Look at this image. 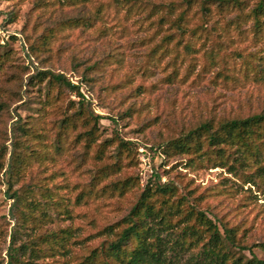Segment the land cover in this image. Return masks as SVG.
Instances as JSON below:
<instances>
[{"label":"rangeland","instance_id":"374dc122","mask_svg":"<svg viewBox=\"0 0 264 264\" xmlns=\"http://www.w3.org/2000/svg\"><path fill=\"white\" fill-rule=\"evenodd\" d=\"M258 1L0 0V264L12 235L24 245L17 264H102L156 185L172 193H152L155 208L179 206L170 238L202 210L234 230V255L264 259V131L245 149L209 145L200 127L264 113ZM187 135L188 147H174Z\"/></svg>","mask_w":264,"mask_h":264},{"label":"trees","instance_id":"16d2710c","mask_svg":"<svg viewBox=\"0 0 264 264\" xmlns=\"http://www.w3.org/2000/svg\"><path fill=\"white\" fill-rule=\"evenodd\" d=\"M252 12L255 25L258 26L259 15L264 12V0H259ZM40 73L43 74L41 79L47 76L50 82L62 84L79 93V87L71 83L63 73H52L51 71ZM80 96L82 97V95ZM200 127L207 133L209 145L214 146L238 139L242 146L247 149L248 142L246 139L252 134L258 133L260 129L264 131V113L230 119L220 124L215 130H212L207 122ZM188 134L190 136L187 135L184 139L173 141L174 147L181 150L188 147L187 138L188 136L191 137L192 132ZM15 167L16 165L10 162L7 168L9 179L5 193L12 200L11 209L20 201L17 192L11 191V178L17 172ZM152 193H172V187L159 185H156L154 189L149 186L145 187L123 218L126 225L121 228L114 239L108 241L103 247L104 259L102 264H178L180 254L199 242H201L199 251L190 256V261L187 264H264V259L258 258L254 254L249 258L234 255L231 247L240 246L234 230L222 224L219 227L202 210H188L184 217L185 222L192 217L193 222L185 223L179 231H176L174 238H170V232L173 231L170 218L174 212H178L179 206L177 205L174 210L172 209L175 207L174 205L163 207L167 204V200L163 199L162 205L155 208L150 199ZM51 236L53 237L54 234ZM13 243L14 235L11 236L8 246V264L20 262L16 251L24 247L23 244L15 247ZM256 246L264 251V242L257 243ZM92 253L94 257L95 250Z\"/></svg>","mask_w":264,"mask_h":264}]
</instances>
